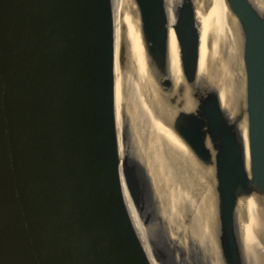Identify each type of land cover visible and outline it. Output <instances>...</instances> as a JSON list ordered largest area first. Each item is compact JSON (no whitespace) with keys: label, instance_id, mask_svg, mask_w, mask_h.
<instances>
[{"label":"water","instance_id":"water-1","mask_svg":"<svg viewBox=\"0 0 264 264\" xmlns=\"http://www.w3.org/2000/svg\"><path fill=\"white\" fill-rule=\"evenodd\" d=\"M133 2L162 102L155 116L204 173L202 196H212L207 234L188 205L173 212L128 102L117 117L112 0H0V264H152L128 198L154 264H215L202 257L211 249L218 264H253L242 226L252 206L264 216V6L224 0L244 76L225 106L199 75L193 3L183 0L170 22L165 0ZM170 33L179 81L168 69Z\"/></svg>","mask_w":264,"mask_h":264},{"label":"bare ground","instance_id":"bare-ground-1","mask_svg":"<svg viewBox=\"0 0 264 264\" xmlns=\"http://www.w3.org/2000/svg\"><path fill=\"white\" fill-rule=\"evenodd\" d=\"M182 1L165 0L170 22L173 19L174 11ZM190 1L195 6L201 36L200 78L210 76L208 80L217 86L221 100L225 106H229L233 100L239 98L238 96L243 91L244 82L240 39L236 22L230 16L224 0ZM257 1L259 7L264 6V0ZM112 9L115 35L114 74L117 117L120 119L121 106L128 102L135 117V130L137 129L141 136L146 137L148 140V145L146 144V146H149L147 150L149 155L146 158L147 164L153 169L157 179L164 183L173 212L178 213V216L180 212H183L184 206L188 205V213H185V215L190 214L191 218H194V220H191L192 224L197 227V230L200 226L202 235L207 234L206 224L209 220L207 222L203 219L206 214L204 209L209 210L208 215L211 218L212 196L209 195L208 197V193L206 197L202 196L200 189L202 184L200 183L203 180L201 175L204 173L197 167L192 156L181 142L155 116L156 109L162 110V102L160 101V95H156L151 73L147 68L136 6L133 0H112ZM175 41V37L170 33L168 69L170 75L179 81L181 68ZM118 131L120 133L119 126ZM240 132L243 141H245V133L242 127ZM119 144L121 145L120 134ZM125 153V150L121 152L122 157L125 156ZM201 198L203 202H201ZM128 203L134 227L151 263L154 264L149 249L147 231L143 228L142 222L129 198ZM248 203L249 201L241 203L240 209L248 206ZM200 217L202 221H200ZM171 218L175 219L173 215H171ZM194 225L189 230L193 234L195 233ZM242 231V237L247 245L246 251L252 257L253 264H264V257H261V254H264V248L261 249L259 245H255L257 236L264 234V222H262L253 206L249 210L248 223L243 224ZM202 235L196 232L194 237L201 238ZM187 237L189 236L184 238ZM203 248L205 247L203 246ZM211 251V253L206 251L202 257L206 259L210 255L215 264H218L216 252L212 249Z\"/></svg>","mask_w":264,"mask_h":264},{"label":"rangeland","instance_id":"rangeland-1","mask_svg":"<svg viewBox=\"0 0 264 264\" xmlns=\"http://www.w3.org/2000/svg\"><path fill=\"white\" fill-rule=\"evenodd\" d=\"M258 215L260 219L262 220V222H264V216H262L259 212H258ZM255 245H259L261 249L264 248V234L257 236ZM261 257H264V254H261Z\"/></svg>","mask_w":264,"mask_h":264}]
</instances>
